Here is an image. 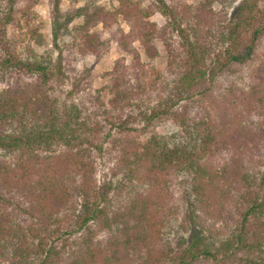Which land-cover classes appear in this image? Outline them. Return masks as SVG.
I'll return each mask as SVG.
<instances>
[{
  "label": "trees",
  "instance_id": "1",
  "mask_svg": "<svg viewBox=\"0 0 264 264\" xmlns=\"http://www.w3.org/2000/svg\"><path fill=\"white\" fill-rule=\"evenodd\" d=\"M39 1L0 0V264H264V0H67L56 57Z\"/></svg>",
  "mask_w": 264,
  "mask_h": 264
},
{
  "label": "rangeland",
  "instance_id": "2",
  "mask_svg": "<svg viewBox=\"0 0 264 264\" xmlns=\"http://www.w3.org/2000/svg\"><path fill=\"white\" fill-rule=\"evenodd\" d=\"M111 0H102V4L105 6H108ZM144 2L147 0H143ZM197 0H190L191 3H195ZM67 11H71L69 8V4L67 0H60L59 3V11L53 13L52 6L50 5V0H40L38 4L34 8V12L38 16V20L42 22L41 26V35L43 37V42L41 45H33V49L38 54H47L49 52L52 53L53 57H56L57 53L56 50H54L55 44H59V40L65 39L66 37L63 35V28L59 30V33L61 37L63 38H57V40H54L53 36V25H60L63 26L65 23V14ZM54 19H56V23L53 24ZM155 19L158 24H162L163 20L160 16L156 15ZM80 20H76L71 22L68 27L73 26L75 23H79ZM57 28V27H56ZM106 37V36H104ZM264 49V43L261 47V52ZM53 51V52H52ZM125 57V54L121 51V49L116 45V43H111L107 49V51L103 52V54L100 57H94V56H87L84 60L80 61L77 64L78 70H83L86 68L90 74L91 82H92V89H100L102 86H104L108 81L107 73L110 71L113 63L121 58ZM126 60L129 61V58L126 57ZM164 57L161 55L159 59L156 60V64L162 65L163 64ZM240 75H244V73H241ZM220 84V82H219ZM222 84V82H221ZM76 102L81 103L84 101L85 95L79 94L75 96ZM152 130L158 131L159 133H171L177 130L176 126L173 123H161L156 128H153ZM151 130V131H152ZM101 163V161H99ZM107 172V169L100 165L97 173L98 181L102 182L105 173Z\"/></svg>",
  "mask_w": 264,
  "mask_h": 264
}]
</instances>
